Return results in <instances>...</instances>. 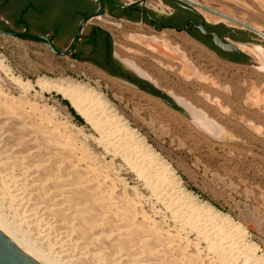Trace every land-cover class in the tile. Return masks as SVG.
<instances>
[{
  "label": "rangeland",
  "instance_id": "374dc122",
  "mask_svg": "<svg viewBox=\"0 0 264 264\" xmlns=\"http://www.w3.org/2000/svg\"><path fill=\"white\" fill-rule=\"evenodd\" d=\"M192 1L264 33V0ZM159 4V0L146 2L154 9ZM191 6L210 23L235 28L251 37L249 44L233 43L245 57L243 63L226 61L172 30L156 33L107 17L91 20L109 32L114 55L125 68L147 80L165 99L175 101L183 112L88 63L55 55L40 40L3 34L0 98L6 105L20 106L54 124L78 155L101 169L126 199L138 200L147 215L159 220L164 215L162 205L124 161L105 147L99 131L53 86L73 84L97 94L102 110L118 119L114 126L122 128L119 132H133L132 141L167 168L178 188L194 202L226 217L264 256V40L240 24ZM134 37H144V42ZM145 40L149 46H145ZM249 60L255 64H249ZM63 100L82 122L75 119ZM207 120L217 124H212L214 129L204 125ZM1 191L0 210L53 264H107L55 236L37 218L23 214L21 206Z\"/></svg>",
  "mask_w": 264,
  "mask_h": 264
},
{
  "label": "bare ground",
  "instance_id": "6f19581e",
  "mask_svg": "<svg viewBox=\"0 0 264 264\" xmlns=\"http://www.w3.org/2000/svg\"><path fill=\"white\" fill-rule=\"evenodd\" d=\"M134 39L144 42V37ZM65 85L53 87L99 131L105 147L142 180L164 215L156 220L138 200L126 199L101 169L78 155L54 124L0 98V188L23 214L107 264H264V256L247 243L243 231L178 188L167 168L132 141L133 132L115 128L118 119L102 110L97 94ZM210 122L204 125L214 129L217 124ZM2 211L0 221L53 264Z\"/></svg>",
  "mask_w": 264,
  "mask_h": 264
},
{
  "label": "flooded vegetation",
  "instance_id": "af4514ba",
  "mask_svg": "<svg viewBox=\"0 0 264 264\" xmlns=\"http://www.w3.org/2000/svg\"><path fill=\"white\" fill-rule=\"evenodd\" d=\"M138 1L0 0V25L4 26L0 28L12 32L22 30L44 35L57 52H67L71 49L68 57L72 60L92 63L108 77H118L156 97H158V90L147 80L127 70L124 63L115 57L109 32L99 24L93 23L92 19L107 17L131 25H140L156 33L165 30L166 25L185 27L184 32L176 33L194 40L222 56L226 61L232 63L245 61V57L238 49L232 52L218 50L214 47L212 38L202 35L193 23L196 25L203 23L208 32L216 33L225 42L231 44H249L251 37L248 34L217 22L212 24L194 7L180 0H159L160 4L155 9L146 5L148 0ZM99 13L101 15L96 16ZM75 40L77 41L73 46ZM42 42L46 44L45 41Z\"/></svg>",
  "mask_w": 264,
  "mask_h": 264
},
{
  "label": "water",
  "instance_id": "95a60500",
  "mask_svg": "<svg viewBox=\"0 0 264 264\" xmlns=\"http://www.w3.org/2000/svg\"><path fill=\"white\" fill-rule=\"evenodd\" d=\"M145 0H139L138 2H143ZM183 1L184 3H187L189 5H194L196 7H199L201 9L207 10L213 14H216L218 16H221L223 18H226L228 20H231L237 24H240L242 26H244L245 28H247L248 30H250L253 34H255L256 36H259L261 39L264 40V33H262L261 31L241 22L238 21L236 19L230 18L220 12H217L213 9L207 8L199 3H196L192 0H180ZM142 12L144 13V10H142ZM101 14H97L96 16H100ZM193 25L195 26V28L197 30L200 31V33L204 36H210L212 38V43L214 45V47H216L218 50H220L221 52H232V51H236L237 48L229 43V42H225L221 37H219L216 33H211L208 32L204 26L203 23H200L199 25H196L195 23H193ZM164 29L166 30H172L174 32H184L185 27L182 28H178L175 25H166L164 26ZM0 34L6 35V36H10V37H16V38H29V39H34V40H40V41H45L47 46L49 47V49L51 50L52 53H54L55 55H59V56H69L70 54V50H68L67 52H62L59 53L55 50L54 46L52 45V43L50 42V40L44 36V35H40L37 33H29V32H12V31H8L5 29L0 28ZM79 37V35L77 36V38ZM77 40H75V42L73 43V46L75 45ZM222 58V57H221ZM224 60H226L225 58H223ZM228 61V60H227ZM237 64L243 63V62H235ZM249 64H255L252 60L248 61ZM93 66H95L92 63H89ZM116 79H119L118 77H115ZM158 97L163 100V102H165L166 104H168L169 106L176 108V110H179V112H181L182 108L181 106H179L175 101H170L165 99L163 93L161 91L157 92ZM183 112V111H182ZM0 264H52L46 260H44L42 257H40L38 254H36L35 252H33L29 247H27L18 237H16L1 221H0Z\"/></svg>",
  "mask_w": 264,
  "mask_h": 264
},
{
  "label": "trees",
  "instance_id": "16d2710c",
  "mask_svg": "<svg viewBox=\"0 0 264 264\" xmlns=\"http://www.w3.org/2000/svg\"><path fill=\"white\" fill-rule=\"evenodd\" d=\"M63 102L67 105L70 113L75 117V119H77L79 122H82V118L73 110L69 103L66 100H63Z\"/></svg>",
  "mask_w": 264,
  "mask_h": 264
}]
</instances>
